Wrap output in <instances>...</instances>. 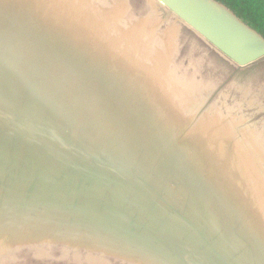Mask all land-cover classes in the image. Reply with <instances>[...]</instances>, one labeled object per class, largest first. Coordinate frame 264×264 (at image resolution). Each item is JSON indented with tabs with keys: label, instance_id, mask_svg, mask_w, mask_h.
<instances>
[{
	"label": "water",
	"instance_id": "95a60500",
	"mask_svg": "<svg viewBox=\"0 0 264 264\" xmlns=\"http://www.w3.org/2000/svg\"><path fill=\"white\" fill-rule=\"evenodd\" d=\"M0 264H264V0H0Z\"/></svg>",
	"mask_w": 264,
	"mask_h": 264
}]
</instances>
